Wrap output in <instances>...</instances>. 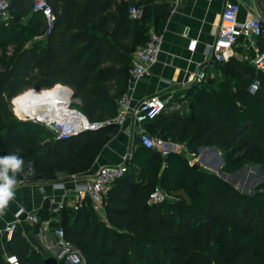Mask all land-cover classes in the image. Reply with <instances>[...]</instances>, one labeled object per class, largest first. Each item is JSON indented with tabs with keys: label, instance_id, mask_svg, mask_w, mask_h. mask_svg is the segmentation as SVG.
Masks as SVG:
<instances>
[{
	"label": "trees",
	"instance_id": "obj_1",
	"mask_svg": "<svg viewBox=\"0 0 264 264\" xmlns=\"http://www.w3.org/2000/svg\"><path fill=\"white\" fill-rule=\"evenodd\" d=\"M8 1L12 18L0 21V156L23 159L16 174L22 183L31 173L42 179L54 170L80 171L85 160L88 168L118 132L112 120L127 90L132 53L147 41L150 24L160 33L171 2L47 0L55 21L50 33L37 40L47 30L44 16L32 12L31 0ZM130 7L142 8V16L132 19ZM256 40L264 52V37ZM212 65L217 76L190 84L179 105L170 110L165 104L149 121L150 131L145 129L185 143L195 153L215 146L224 151L221 170L235 174L243 164L238 154L249 151L264 158V73L235 56ZM254 78L260 87L251 94ZM62 84L73 89L83 115L106 124L60 139L44 124L19 119L10 108L31 95L58 93ZM126 168L105 197L106 221L93 212L90 200L58 212L59 227L85 264H264V182L243 194L217 174L193 168L181 155L162 157L139 144ZM158 191L165 198L151 203ZM181 211L189 218L187 228L174 222ZM36 218L35 230L51 218L47 199ZM6 254L17 256L19 264H44L46 258L18 226L6 248L0 238V264H7Z\"/></svg>",
	"mask_w": 264,
	"mask_h": 264
},
{
	"label": "built area",
	"instance_id": "obj_2",
	"mask_svg": "<svg viewBox=\"0 0 264 264\" xmlns=\"http://www.w3.org/2000/svg\"><path fill=\"white\" fill-rule=\"evenodd\" d=\"M178 2L179 0L173 1V8ZM31 4L32 12H40L47 22V30L37 38V40H41L51 31L55 21L54 11L47 0H31ZM239 9L238 3H231L229 1L224 3L219 20L216 23L215 39L212 44H208L205 48V59L207 63L211 64L224 63L235 56L237 48L243 47L246 50L252 49L254 55L251 59V63L255 70L264 73V52L256 50L253 42L256 38L264 36V17L261 12H256L240 22L238 19ZM142 12V8H129V16L132 19H139L142 16ZM11 18L9 1L0 0V21L8 22ZM161 43L162 35L154 30H150L145 44L138 46L133 51L127 90L126 93L117 100L118 111L112 122L122 124L126 118L131 117L133 121L138 124L137 144L157 152L162 157H166L170 154L181 155L186 158L190 166H193L195 163L199 162L198 153L190 151L185 143L151 135L143 126L165 109V102L155 94L144 97L136 101L133 105L131 103L137 82L150 74V67L156 62ZM196 45L197 40L191 39L188 43V49L194 52ZM204 68L205 67L200 68L198 72L189 73L186 85L201 82L209 77ZM164 82L167 83V86L172 85L169 80H164ZM62 87L68 92L67 102L64 106L62 105V107H53L55 116L52 119L41 121L36 117H22L21 115H17V117L22 120L40 122L46 127H48L49 124H53L55 127L53 132L56 137L60 139H68L85 131L97 130L106 124V122L102 121H91L83 115L78 108L79 101L74 98L73 89L64 84H62ZM259 87V80L254 78L249 84L248 91L253 94ZM58 103L61 104V102ZM73 104H75V106H73ZM131 156L132 150H129L122 156L120 163L99 166L93 176L84 180L71 179L68 181L62 180L52 182V191L60 192V194L57 195L59 201L55 202L51 208V218L43 222L44 229L47 230L46 233H49L52 237L47 247L50 250L51 256L57 260L58 264L60 262L64 264H82L84 260L80 252L66 240L63 230L60 227L49 230V223H58V212L64 205L70 206L76 210L87 200H90L91 208L98 218L102 221H106L104 215L105 197L116 179L126 172V162ZM18 183L22 182L18 181ZM68 184H70V186H68ZM154 195L151 198L152 201ZM54 197L55 195H52V198ZM151 200L150 202H152ZM22 211V209H19L14 214L16 220L4 228L3 235L6 241L11 240L17 227L18 217ZM28 217H30L29 219L33 222L37 220L35 216L31 217L30 215ZM5 261L7 264H19L17 256L12 254H6Z\"/></svg>",
	"mask_w": 264,
	"mask_h": 264
},
{
	"label": "crops",
	"instance_id": "obj_3",
	"mask_svg": "<svg viewBox=\"0 0 264 264\" xmlns=\"http://www.w3.org/2000/svg\"><path fill=\"white\" fill-rule=\"evenodd\" d=\"M173 1L170 0L172 8L160 30L162 43L157 60L150 67V74L137 82L132 105L144 97L156 94L166 105H171L170 110L174 109L179 105L177 101L184 97L189 86L186 85L189 73L198 72L204 64H208L204 66L207 73L212 70L213 65L207 63L205 59V48L215 39L216 23L226 1L239 4L238 19L240 22L256 12H261L264 17V0H179L174 8ZM191 39L197 40L194 52L188 49ZM246 51L244 49V52ZM235 57L242 59L238 51ZM164 80L171 81L172 85L167 86ZM148 124L149 121L143 126L147 128ZM117 125L119 126L118 132L113 135V140L101 149L97 161L94 163L93 171L97 170L99 166L120 163L125 153L129 150L133 151L137 147L138 124L128 117L122 124ZM51 184H26L17 181L13 198L0 211V238L4 248H6L7 241L4 239L3 230L16 220L14 214L22 209L17 226L22 229L23 235L35 250L41 252L46 258L51 256L47 245L52 237L46 233L44 222L35 230L33 228L35 222L28 217L30 215L36 217L46 199L49 201L50 212L54 203L59 201L57 195L60 192H53ZM160 192H157V196H161L162 192ZM52 195L55 197L52 198ZM49 225V230L59 227L57 222H50Z\"/></svg>",
	"mask_w": 264,
	"mask_h": 264
},
{
	"label": "rangeland",
	"instance_id": "obj_4",
	"mask_svg": "<svg viewBox=\"0 0 264 264\" xmlns=\"http://www.w3.org/2000/svg\"><path fill=\"white\" fill-rule=\"evenodd\" d=\"M149 29L154 30V26L152 24H150ZM262 37H264V36H262ZM256 41H257L256 39L253 41L254 45H255V49L260 51ZM242 52H243V54H242ZM253 55H254V52L251 50H247L246 52L240 50V52H239V56H241V58H242L240 60H244L247 62H251ZM208 76H217V73L215 72V70L212 69L208 73ZM218 76H220V75H218ZM31 97H34V96L31 95ZM35 98H37V97H35ZM73 106H75V104H73ZM10 108L16 116L21 115L22 117L23 116L26 117V115L23 112L19 103L17 105L15 104V107H14V102H13V104L11 102ZM15 108H16V110H15ZM38 123H40V122H38ZM40 124H42V123H40ZM112 140H113V136L109 137L108 142L112 141ZM22 143L25 144V143H27V141H23ZM209 152L210 153L206 152L205 150L198 149V157H199L198 158V160H199V162H198L199 168L198 169L204 170L206 172L218 174V172L222 171L221 169L224 165V151L218 150L219 155L215 154L212 151H209ZM5 155H6V153L1 154V156H5ZM97 158L95 161H97ZM206 158L208 159L207 162H206ZM237 158L242 160V163H243L242 168H244V169L242 171H240L242 169L241 168L235 174L234 173L233 174H227L225 177H223V176H220V177L223 178L224 180H226L229 185H231L232 187L237 189L239 192H241L243 194L250 195L251 192L256 190L257 186L260 183L264 182V158L261 156H258V155H254L249 151H244V152L238 154ZM221 160L223 162L222 165H221ZM85 161H86L85 164H83V165L81 164L80 171H74L72 169L66 170V171L54 170V172L52 174L46 175L42 179H39L37 177L38 175L31 173L29 178H26V179H28V182L26 184H33V182L31 180L34 178H36V180L44 181L47 183L51 182V181L56 182V181L71 180V179L84 180V179L90 178L91 176L94 175V173L96 171V170H94V171L92 170L94 165H95L94 164L95 162L93 163L92 166L86 168L88 161L87 160H85ZM218 166H219V168L217 170H215L216 167H218ZM22 181H24V180H22ZM25 182L26 181H24V183ZM163 198H165L163 193L161 194V196H157V193H156L154 195V199L151 203L161 202L163 200ZM178 220H181V222H177ZM174 222H176L177 225H179L181 228H187L188 226H190L189 225V218L187 217V213H185L184 211H181L175 217ZM71 245L76 249V247L72 243H71ZM82 264H84V263H82Z\"/></svg>",
	"mask_w": 264,
	"mask_h": 264
},
{
	"label": "bare ground",
	"instance_id": "obj_5",
	"mask_svg": "<svg viewBox=\"0 0 264 264\" xmlns=\"http://www.w3.org/2000/svg\"><path fill=\"white\" fill-rule=\"evenodd\" d=\"M67 98L68 92L66 89H60L58 93L42 98L27 97L19 104L27 117H36L38 120L43 121L52 119L55 116L53 107L64 106ZM58 102H61V104Z\"/></svg>",
	"mask_w": 264,
	"mask_h": 264
},
{
	"label": "clouds",
	"instance_id": "obj_6",
	"mask_svg": "<svg viewBox=\"0 0 264 264\" xmlns=\"http://www.w3.org/2000/svg\"><path fill=\"white\" fill-rule=\"evenodd\" d=\"M23 164V159L16 154L0 156V211L14 196L16 174L22 170Z\"/></svg>",
	"mask_w": 264,
	"mask_h": 264
},
{
	"label": "water",
	"instance_id": "obj_7",
	"mask_svg": "<svg viewBox=\"0 0 264 264\" xmlns=\"http://www.w3.org/2000/svg\"><path fill=\"white\" fill-rule=\"evenodd\" d=\"M204 65H205V64H204ZM204 65H202L201 68H203ZM48 129L51 130V131H54V130H55V127H54L53 124H49V125H48ZM200 150L212 151V152H214L215 154L219 155L218 149H217L215 146H211V147H202V148H200ZM222 164H223V162H222V160H221V165H222ZM192 167L195 168V169H198V168H199V164H198V163H195ZM218 168H219V166L216 167L215 170H217ZM243 169H244V168H242L240 171H242ZM217 175H218V176H223V177H225L227 174L224 173L223 171H220V172H218ZM251 193H253V192H251ZM151 201H152V200H151ZM44 264H58V262H57V260H56L53 256H49V257H47V258L44 259Z\"/></svg>",
	"mask_w": 264,
	"mask_h": 264
}]
</instances>
